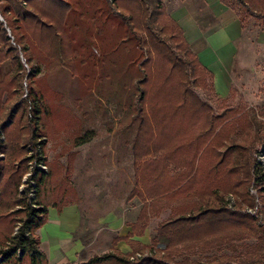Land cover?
I'll return each mask as SVG.
<instances>
[{
    "label": "rangeland",
    "instance_id": "obj_1",
    "mask_svg": "<svg viewBox=\"0 0 264 264\" xmlns=\"http://www.w3.org/2000/svg\"><path fill=\"white\" fill-rule=\"evenodd\" d=\"M137 1L118 0L117 5L113 6L112 0H61L63 4L71 6V11H66L64 17L68 39H33L29 33L23 37L31 61L30 64L25 63L19 52L25 73L22 74L19 95L14 101L18 103L27 100V76L34 69H39L33 82L35 92L42 98L43 109L39 121L42 136L34 138L32 146L25 147L29 160L18 188L19 194H26L28 181L25 179L35 162L31 159L37 154L40 143H44L43 158L47 161V171L52 173L48 187L51 189L55 186V192L64 188L73 190L76 202L83 201L86 215L92 217L95 223L108 212L118 214L129 228L135 224L143 206L138 197V192L143 193V184L147 185L153 179L157 184L167 182L181 167L185 168L189 161L185 147H182L183 150L174 155L179 167L173 170L170 165L168 175L162 173L158 178L157 172L148 177L152 170L144 171L143 163L154 157L149 154L137 160L134 153L135 150L143 154L146 152L139 140L142 137L138 116L141 107H144L152 135L159 137L160 133L162 142L168 146L174 134L185 130L184 124L180 126L185 117L183 110H180V115L173 122L179 124L177 129L170 130L168 126L160 129L158 123L169 115L172 109L170 103H174L183 88L194 92L197 98L206 102L214 115L225 113L227 117L239 118V135L234 133L231 140L223 141L225 147L230 145L229 141L248 145L254 139L257 127L249 121L250 111H254L257 120L264 124V116L260 113L264 106V43L256 40L254 48L249 46L248 61L243 68L245 71L239 68V81L231 95L220 101L209 94L207 87L206 93L199 90V87L193 88L194 66H191L192 74L189 69L183 72L171 69L167 60L169 55L164 50L172 47V53L181 54L175 49V44L179 42L177 39L167 42L169 36L174 34L167 19V0H163L164 16L158 19V24L151 25L147 21L151 9L143 12L145 6L139 8L140 3ZM56 10L57 13L64 12L60 7ZM255 23V20L249 19L245 32L248 40L253 42L256 37L263 39ZM157 25L165 30L160 33L156 29ZM147 26L158 40H153L149 35ZM156 41H163L165 46H158ZM11 44L15 46L13 42ZM0 64H7L1 66V74L8 69L7 74L11 71L9 59ZM145 77L146 83L141 84ZM142 91L145 92V98L140 103ZM230 108L236 113L230 114ZM15 112L10 108L9 113ZM261 133L264 135V131ZM86 134H90L89 140L79 144L78 139ZM0 142H4L2 132ZM178 144L175 140L171 147ZM219 147L224 151L222 144ZM252 147L255 163L261 166L264 173L262 144L256 143ZM3 160L4 154L0 153V161ZM205 166L202 170L203 183L208 182ZM233 178L226 179L232 184L236 176ZM238 180L241 181V188L245 186L243 175L238 174ZM245 187L248 188V185ZM262 190L264 185L256 188L251 184L248 193L254 198L255 207H244L241 210L261 218L258 212L264 208V192L259 193ZM225 200L228 208L234 210V197L227 194ZM145 201L150 202L147 199ZM188 202L185 198L173 200L161 207L156 205L147 214L146 227L138 241V255L131 257V261L135 258L163 260V246L152 243L157 229L174 217L171 210L187 206ZM257 224L264 226V221L258 219ZM105 226L98 225L97 228L105 233ZM97 254L102 255L104 251H92L88 256ZM220 255L215 251H200L187 254L183 259L188 264H222L217 258Z\"/></svg>",
    "mask_w": 264,
    "mask_h": 264
},
{
    "label": "trees",
    "instance_id": "obj_2",
    "mask_svg": "<svg viewBox=\"0 0 264 264\" xmlns=\"http://www.w3.org/2000/svg\"><path fill=\"white\" fill-rule=\"evenodd\" d=\"M112 1V5L116 6L118 0ZM138 1L139 8L145 6L143 12L151 9L148 23L158 24V19L164 16L163 0ZM220 1L236 14L242 28L247 27L249 19H253L256 22L255 26L264 30V0ZM59 7L63 8L65 13H57L56 9ZM66 11L70 12L71 6L63 4L61 0H0L2 18L0 63L6 59L11 62V71L0 81V132L4 135V142H0V153L4 154V160L0 161V246L2 248L0 264H49L45 254L40 251L37 231L47 222L48 207H55L60 212L64 206L76 202L73 190L64 188L55 192L53 190L55 186L51 189L48 187L52 180L50 170L47 173H36L32 177L36 189L35 198H28L27 193L20 195L18 191L29 160L26 157L25 147L32 146L34 138L42 136L39 121L43 109L42 98L35 92L33 82V78L39 74V69H34L27 76L29 83L27 100L14 102L19 95L22 74L25 73L19 52L22 53L25 63L30 64L31 61L23 37L29 33L33 39H68L64 29ZM167 19L170 29L172 28L174 32L167 42L177 39L179 42L175 44V49L181 54L175 55L171 52L172 47L170 50L166 47L164 53L169 55L167 60L171 69L180 72L189 69L192 74L191 66H194L196 70L195 74H192L193 88L199 87V90L206 93L207 87L212 97L224 101L217 98L212 74L199 63L185 41L181 29L168 15ZM156 29L160 33L165 30L158 25ZM146 31L153 40L157 39L148 26ZM11 42L15 46H12ZM156 42L158 46H165L163 41ZM145 80L146 77L141 84ZM144 98L145 92L142 91L139 102L142 103ZM169 106L172 109L166 119H160L159 128L168 126L170 130L177 129L179 124L173 122L176 121L175 117L180 115V110H183L185 117L180 126L184 124V132L174 134L169 146L164 144L160 133L159 137L152 135L144 107H141L138 116L139 132L142 137L139 140L146 152L143 154L135 150V157L140 160L143 156L152 154L154 158L143 163V170H152L148 177L158 172L160 178L162 173L169 174L167 170L170 165L173 166V170L174 167H179L180 164L176 163L174 155L185 147V155L189 159L185 168L181 167L175 175L169 177L167 182L157 184L153 179L148 181L147 185L142 183L143 193L138 192V197L143 206L135 224L130 226L129 235L124 238L131 248L130 253L122 254L112 249L111 252L75 264H188L183 259L185 255L200 251H215L221 254L217 258L222 264L264 263V226L257 224L258 219L264 221V208L258 212L261 218L241 210L244 207L249 209L255 207L254 198L248 193L249 186L252 184L253 187L258 188L264 185V173L261 166L255 163V151L252 147L256 143H261L264 150V138H262L264 135L261 133L264 131V124L257 120L254 111H250L249 121L257 127L254 139L248 145L229 141L230 145L225 147L223 141L225 143L231 140L234 133L239 135L237 133L239 118L230 115L227 117L225 113L214 115L206 102L197 98L194 92L184 88ZM10 108L16 112L9 113ZM229 113L236 112L230 108ZM260 113L264 116V106L260 109ZM89 135L80 137L78 143L87 142ZM175 140L179 144L171 147ZM221 144L225 147L224 151L220 150ZM39 146V153L31 160L42 161L47 165L45 157L38 158V155L44 156V143H40ZM207 158L209 160H205ZM204 162L206 163L203 164ZM203 166L207 172V183H203L202 180ZM238 174L243 175L245 179L243 185H248V188L245 186L241 188ZM234 176H236L235 181L231 184L227 179ZM225 180L228 182L225 183ZM262 192L264 191L259 193ZM227 194L234 197L236 210L228 208L225 200ZM182 198L189 201L187 206L171 210L175 214L174 217L159 226L152 241L155 246H163V260L135 258L131 261V257L138 255L139 244L133 238L143 236L148 220L147 214L156 205L162 206ZM146 199L150 202L146 203ZM119 240L114 239L112 246L114 247ZM85 256L86 253L83 252L80 258L83 259Z\"/></svg>",
    "mask_w": 264,
    "mask_h": 264
},
{
    "label": "crops",
    "instance_id": "obj_3",
    "mask_svg": "<svg viewBox=\"0 0 264 264\" xmlns=\"http://www.w3.org/2000/svg\"><path fill=\"white\" fill-rule=\"evenodd\" d=\"M167 13L181 29L199 63L212 74L217 98L227 99L239 81L237 71L246 66L249 46L254 48L256 40L264 43V30L259 29L258 33L263 39L248 40L245 36L247 27L242 28L236 14L220 0H167ZM5 65L0 64V69ZM8 70L0 73V81ZM82 202L68 204L60 212L55 207H48L47 222L37 234L40 251L49 264H75L100 256L89 257L88 253L92 251H104V254L112 249L122 254L131 252L124 241L130 228L123 219L107 212L95 223L86 215ZM98 225H106L107 232L98 229ZM114 239L120 240L113 247ZM133 239L140 241V238ZM83 252L86 256L81 259Z\"/></svg>",
    "mask_w": 264,
    "mask_h": 264
},
{
    "label": "built area",
    "instance_id": "obj_4",
    "mask_svg": "<svg viewBox=\"0 0 264 264\" xmlns=\"http://www.w3.org/2000/svg\"><path fill=\"white\" fill-rule=\"evenodd\" d=\"M40 151V146L38 147V151L37 153H39ZM39 159L43 158L41 155H38ZM47 167L44 163H42V161L39 162H34L33 165H31L30 167V171L27 175V178L25 179V181H28V188L26 189V193L28 198L33 199L35 198V193H36V189H35V183L32 180V177L36 174V173H47ZM20 192H22V188L20 189Z\"/></svg>",
    "mask_w": 264,
    "mask_h": 264
},
{
    "label": "water",
    "instance_id": "obj_5",
    "mask_svg": "<svg viewBox=\"0 0 264 264\" xmlns=\"http://www.w3.org/2000/svg\"><path fill=\"white\" fill-rule=\"evenodd\" d=\"M0 21H2V18L0 17Z\"/></svg>",
    "mask_w": 264,
    "mask_h": 264
}]
</instances>
